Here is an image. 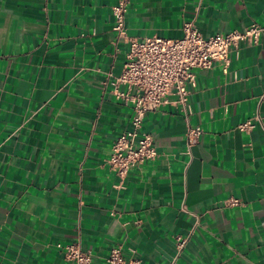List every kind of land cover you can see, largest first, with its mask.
Masks as SVG:
<instances>
[{"label": "crops", "instance_id": "obj_1", "mask_svg": "<svg viewBox=\"0 0 264 264\" xmlns=\"http://www.w3.org/2000/svg\"><path fill=\"white\" fill-rule=\"evenodd\" d=\"M117 1L0 0V264H74L57 247L69 242L91 264L117 245L138 264H264V30L226 72L195 70L188 112L146 113L154 160L122 182L107 162L133 114L112 85L129 40L179 38L186 21L204 38L264 29V0H128L126 39ZM189 125L202 129L190 155Z\"/></svg>", "mask_w": 264, "mask_h": 264}, {"label": "built area", "instance_id": "obj_2", "mask_svg": "<svg viewBox=\"0 0 264 264\" xmlns=\"http://www.w3.org/2000/svg\"><path fill=\"white\" fill-rule=\"evenodd\" d=\"M128 0H118L112 6L113 31L117 38L126 39L125 13ZM263 28L251 23L241 30L227 33H215L204 38L193 21H186L182 26V36L165 38L157 35L142 40H129L122 71L112 82L115 94L124 102L131 104L133 114L129 127L114 140L107 160L112 172L120 182L127 176L130 168L148 160H154L158 152L150 133L142 130L146 113L158 109L167 103L179 104L183 111H189L188 85L195 83V70L208 69L213 63L221 65L224 72L231 62V54L238 55L242 43H259ZM118 84L126 86L119 91ZM253 119H259L258 116ZM250 118L238 125L242 131L253 127ZM202 129L199 125H189L186 131L185 152L190 155V148L197 143ZM225 206H236L237 198L223 200ZM177 249L180 251L186 238L177 236ZM66 260L74 264H91L92 255L84 250L79 242L57 244ZM108 264H138L139 260H127L121 246L110 249L106 258Z\"/></svg>", "mask_w": 264, "mask_h": 264}]
</instances>
